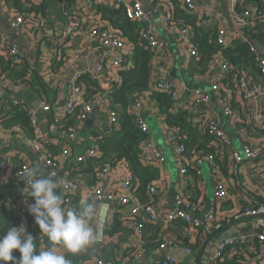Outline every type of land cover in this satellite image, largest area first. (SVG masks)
<instances>
[{"label": "crops", "instance_id": "obj_1", "mask_svg": "<svg viewBox=\"0 0 264 264\" xmlns=\"http://www.w3.org/2000/svg\"><path fill=\"white\" fill-rule=\"evenodd\" d=\"M200 10L208 14L209 18L217 25L230 29H237L244 32L246 28L242 27V23L238 19L232 17L234 8L232 0H194ZM84 0H0V55L4 56L7 62L5 50L2 47V42L10 36L18 42L24 52V63L19 66V70H26V77L16 78L10 71H3L0 65V158L8 156L12 162L11 167L3 173H0V186L17 182V171L21 165L27 160H34L35 156L30 148L21 140L19 135L11 136L9 130L16 126L25 127L14 118V101H24L27 107L35 109L38 112L39 119L44 130L49 132L50 137L47 142V147L51 155H56L61 159V149L66 144L67 139L62 135V128L58 127L53 118V105L62 106L67 101L71 91V78L76 71L91 68L97 70L100 66V60L108 58L112 54V50L101 46L100 42L94 36L88 35L85 32L91 27L107 26L113 28L104 19L103 6L95 7L94 12H88L83 8ZM115 0H108L102 5H115ZM184 6V4L182 3ZM63 10L79 11L81 13L82 26L80 33L70 37L66 44H59V36L62 27L65 25V16ZM256 11V8L254 9ZM23 11L27 14V22L25 26L19 30L11 28L10 22L12 18ZM264 11V10H263ZM151 21L155 33L165 42V50L162 54H157L152 58L151 68L152 73L158 74L159 67L167 71V76L170 80L184 79L188 83L187 95L190 94V89L201 88L209 92V110L216 114L220 119V126L228 131L233 139V147L240 150L242 141L238 138L230 128L228 118L223 114L217 102V95L210 92L211 80L216 76L217 70L211 66L210 71L198 73L193 68V61H188L186 49L180 43V39L170 33L167 28L163 27L159 17L155 14L151 15ZM109 25V26H108ZM264 30V25H263ZM256 39L255 37H253ZM260 48L264 49V44L259 41ZM132 49V47H131ZM264 51V50H262ZM11 63V62H10ZM132 65L130 62L129 66ZM125 64L123 68H126ZM128 66V67H129ZM23 69V70H22ZM257 70H255L256 72ZM37 73L40 77V84H36L33 80L34 74ZM105 76V75H104ZM103 76V78H104ZM257 79L264 85V78L259 76ZM254 79V80H257ZM105 80L110 85H119L120 79L118 71L112 68L108 69ZM117 80L119 82H117ZM34 84V86H33ZM41 85V86H40ZM36 90V88H39ZM109 91H104L99 95L100 99L106 100V105L110 107L108 99ZM224 93L233 99L234 106L243 108L241 103V95L231 84L225 87ZM102 96V97H101ZM98 97V98H99ZM186 97L179 102L185 104ZM45 102L52 106V110L45 112L41 108V104ZM96 113V118L92 124L86 122L79 129L78 138L70 143L73 154L80 155L86 150L89 144V135L102 129L107 120L106 110H103L100 103ZM145 118L150 127V137L154 141L164 155V161L160 165L161 176L157 182L163 186V192L156 199L159 210L177 205V194L185 192L191 187V191L199 192V201L203 203V209L200 215L203 216L208 210L209 205L214 201V185L217 181H223L227 184L229 198L218 206V217L222 218L227 215L236 213L241 206L246 205L247 201L252 203H264V191L260 190L257 181L251 176V172L258 169L264 175V125H258L254 122L252 115L247 113L250 110L257 112L259 119L264 124V90H262L255 99L248 103L241 110L243 118L249 126V141L252 147H261L255 159L246 160L240 164L237 171H233L231 167V155L225 153L222 160L223 163L216 161L219 166V171L214 172L211 167L208 153L206 151L199 152L202 158V164L199 172L189 171L186 174L181 173V164L177 161L174 154V146L167 134L166 117L159 110L156 101L151 92L145 93ZM185 110L184 107H182ZM93 111V112H94ZM190 110H188L189 112ZM92 112V113H93ZM193 118L192 125L195 126L194 135L198 136L190 144L188 159L194 160L198 155L190 152L192 148L202 145V141L207 136L201 134L194 124L197 119ZM69 128L76 127L77 118L70 116L67 120ZM188 135V134H187ZM208 140V139H207ZM235 143L237 146H235ZM191 148V149H190ZM87 162L89 163L90 160ZM69 163L62 161L61 171L65 172ZM108 170L103 177L105 191L112 189H120L122 180L126 174L123 171V166L120 163H108ZM80 172L86 181V186L95 185L98 181L99 174L97 171L96 178L93 174ZM18 186V185H17ZM58 191L59 188L57 189ZM21 192V190H20ZM22 194L27 195L23 192ZM81 200H88L86 190L74 197L73 209L80 207ZM108 205V211L103 219H97L94 222V227L97 228L100 238L94 244L87 246L78 253H70L62 249H57L58 253L65 255L69 264H77L79 259L85 260V264H93L94 261L115 260L116 264H124L123 258L128 252L127 250L137 244L140 240L138 231L130 222L131 216L128 213V208L122 206L117 200H107L100 205ZM65 206V205H64ZM68 208L67 206H65ZM119 220L120 225L115 229V220ZM233 226H228L227 232L238 230L239 234L251 232L252 239L256 240L257 233L264 231L260 217H242L234 220ZM233 221V222H234ZM162 231L159 232V238L166 243L165 248H157L154 251L147 252L145 257L137 260L135 264H162L167 256H175L176 264H216L214 258L216 245L221 237L220 233H214L211 229L194 228L185 223L162 224ZM34 237V243L37 251L48 250L46 241L48 238L40 233L38 226L32 227L30 232ZM145 235L153 236L154 230L146 228ZM144 237V235H143ZM141 236V239H143ZM50 241V240H48ZM142 241V240H141ZM179 244L177 248L171 247L169 243ZM246 249V245H243ZM189 249V253H185L184 249ZM119 252V253H116ZM248 261L252 264H264V254L259 258L248 256Z\"/></svg>", "mask_w": 264, "mask_h": 264}, {"label": "built area", "instance_id": "obj_2", "mask_svg": "<svg viewBox=\"0 0 264 264\" xmlns=\"http://www.w3.org/2000/svg\"><path fill=\"white\" fill-rule=\"evenodd\" d=\"M116 6H123L125 15L139 23L141 27V40L151 47L155 53L162 54L165 50V42L155 33L153 24L151 21V15L155 14L159 17L163 27L172 33L174 36L180 39V43L187 51L189 57L188 61H194L198 58V50L191 44V32L185 26L179 25L172 21L171 13L168 6L164 3V0H150L152 9L150 12H146L142 3V0H115ZM108 0H84L83 8L88 12H94L95 7L107 3ZM243 0H232V6L234 11L232 17L238 19L242 23V27L251 31V33L245 34L237 29H230L223 26L218 27L216 41L220 46H230L234 39L239 41H245L256 53V64L261 71V75L264 78V49L260 48L259 40L252 37V33L259 31L264 33V11L261 16H258L257 11L254 9L256 4H250L246 6V9L239 11V6ZM184 8L187 12L197 14L201 17H211L208 14L202 12L199 6L194 0H182ZM65 16V25L62 27L59 36V44H66L70 40V37L80 33L82 26L81 13L79 11L63 10ZM211 20V18H209ZM27 14L23 11L17 13L11 20L10 25L14 30H19L25 26L27 22ZM110 28V27H109ZM107 26H97L87 29L85 32L90 36L96 37L101 46L112 50V54L108 58L100 60V66L97 70L91 68L82 69L76 71L71 78V91L70 95L62 106L53 105V118L56 121L58 127L62 128V135L67 139L66 144L61 149V159L64 162H68V168L65 172L61 171V163L59 157L51 155L48 150L47 142L49 141L50 134L44 130L42 123L39 119L38 112L35 109L27 107V116L29 119V126L31 132L27 133L23 127L16 126L9 130L12 137L19 135L21 140L30 148L34 154V160L25 161L17 171V184H22L21 196L23 197L19 203L14 202L12 208L17 213L19 219V225L23 223L27 231L30 232L32 227L38 226L34 222V217L29 214L27 205L33 202V199L27 195L22 194V189L25 188L26 171L30 168H37L39 173L51 179H54L60 191L63 190L64 185H68L69 190L64 193V205L68 208H73L74 197L81 193L82 190H86L88 198L96 204H100L107 200H117L122 206L128 208V213L131 216V223L134 225L140 236V240L135 244L131 253V262L124 256V264H135L137 260H141L145 257L147 250L143 247V241H141L143 223L137 220V217L143 218V221L160 222L162 224H172L178 221H184L194 228H205L218 230L221 236L227 232L228 226L231 222L242 217H260V220L264 227V203H246V206H241L240 209L232 215L218 217V206L220 203H224L229 198V192L227 184L223 181H217L214 185V201L209 205V208L205 213L200 215L198 206L188 201V196L184 192L177 194V205L174 207H167L163 210H159L156 199L163 192V186L157 183H151L147 188L149 201L144 203L139 200L134 188L135 176L130 172L125 162H120L123 166V171L126 172L120 189L111 191H105L103 184V177L105 173L110 170L108 164L98 168L99 178L95 185L86 186V181L81 175V171L84 170V164L87 158L95 157L101 152V137L111 134L115 129L119 127V111L116 108L106 105V100L100 97L94 100H87L85 90L87 82L84 78L92 79L95 82H99L104 91H110L112 85L106 80V75L109 68L120 71L130 58L131 47L133 43L124 39L121 32L109 29ZM2 47L5 50L7 59L14 64L21 66L24 63V52L18 42L13 40L10 36L6 37V40L2 42ZM163 55V54H162ZM211 66L214 70H217L216 76L212 78L210 85V92L217 95V102L220 106L223 114L228 118L230 128L235 132L236 136L241 139L242 147L240 150L233 147V139L229 135L228 131H225L220 126V119L209 108V92L201 88L190 89V94L187 95L189 89L188 83L184 79L170 80L167 76V71L158 66L160 70L158 74L152 73L151 88L153 90L165 91L170 94L171 97V112L174 114L182 111V107L185 110H190L191 117H195L197 121L194 122L198 130L207 134L210 141L214 145L220 146L221 150L226 153L229 152L232 158L231 167L233 171H237L240 164L246 160L255 159L260 152L261 147H252L249 141V131L247 123L243 118L240 108L233 105V99L226 96L225 80L228 78L231 70V63L222 52H217L214 56ZM251 69L245 70L240 73L235 81L236 90H240L243 97L241 101L245 106L251 102L256 96L264 90V85L257 78L252 77ZM105 75V76H104ZM104 76V78H103ZM82 81H81V80ZM257 79V80H254ZM117 82H119L117 80ZM151 92V91H150ZM240 94V93H239ZM241 95V94H240ZM186 103L181 105L179 102L182 98L186 97ZM102 97V96H101ZM244 98V99H243ZM100 103L103 110H106L107 120L102 129L97 131L96 134L89 135V144L83 154H73L70 143L74 142L79 135V129L84 126L83 124L90 117L94 111V103ZM145 94L135 99V102L129 107V112L135 116V122L137 127L143 132L150 134V127L143 116L145 110ZM26 105L24 101H14V105ZM27 106V105H26ZM41 108L45 112L52 110V106L43 102ZM77 111V114H76ZM252 115L254 122L260 127H263L262 121L259 119L257 112L254 110L247 111ZM76 114L77 125L76 127H65L64 121L67 115ZM167 134L174 146V154L176 159L181 164V173L186 174L190 168L196 172L200 171L202 164V156H197L194 160L188 159V148L185 143H182V136L180 130L177 127H168ZM141 156L146 164L151 162H157L162 164L164 161V155L161 150L156 147L151 137L142 144ZM212 170L216 173L219 171V166L216 163L213 154H208ZM11 160L8 156L0 158V173L6 172L11 167ZM251 176L257 181L260 190L264 191V175L260 173L258 169L251 172ZM251 232L239 234L237 237H229L217 242L216 252L214 255L215 260L222 259L226 256L229 247L237 245H246L244 247L243 254L245 256L244 264H252L248 261V256L259 258L264 254V231H261L256 235V240L252 239ZM166 243L160 245L159 248H165ZM171 247L177 248L179 244L170 242ZM242 249V246L240 247ZM56 249H63L62 246L56 245ZM65 251V250H64ZM128 252V253H129ZM185 253H189V249H184ZM116 253H119L116 251ZM177 258L175 256H167L166 260L162 264H176ZM77 264H85V260L79 259ZM93 264H116L115 260H96Z\"/></svg>", "mask_w": 264, "mask_h": 264}, {"label": "trees", "instance_id": "obj_3", "mask_svg": "<svg viewBox=\"0 0 264 264\" xmlns=\"http://www.w3.org/2000/svg\"><path fill=\"white\" fill-rule=\"evenodd\" d=\"M164 3L170 10L172 21L185 26L191 32V44L198 50V58L192 62L193 68L196 72L204 73L208 70L210 71L214 56L217 52H222L229 60L232 67L228 78L225 80V86L230 84L235 86V81L238 75L249 69L252 70L250 71L252 77H262L261 71L258 70L259 67L256 64V53L251 50L250 46L245 41L234 39L230 46H220L216 41L219 27L216 22L210 20L209 17H201L197 14L187 12L182 5V0H164ZM250 4L257 5L256 11L258 16L263 14L264 0H243L238 8L239 11H243L246 9V6ZM100 6H103L101 9L103 10L104 19L108 21V24L113 30L121 32L124 39L133 43L130 58L126 62L128 66L130 62H132V65L118 71L120 83L116 86L112 85L108 93L110 106L119 111V127L111 134L103 136V138L101 137V152H99L100 154L97 156L88 159L90 161L89 163H85L87 168L85 172L93 174V177L96 178L99 167L108 163L114 164L125 162L130 172L135 176L133 186L139 200L146 203L149 201L147 188L151 183L155 184L158 182L161 176V169L160 164L157 162L146 164L142 159L141 146L147 138L150 137V134L143 133L137 127L135 116L129 112V107L135 102V99L146 92L151 91V95L156 101L159 110L166 117L167 127H177L180 130L182 136H184V138L182 137L181 142L186 144L188 150L190 144L192 145L193 141H195V138L197 139L198 136L193 134L196 129L195 126L192 125L193 118H191L190 113L187 110H182L177 114L172 113L170 94L165 91L153 90L151 88V61L155 55V51L141 40V27L139 23L128 18L121 5ZM249 32L251 33V31L247 29L244 31L245 34ZM251 35L264 44V33L255 31ZM0 65L3 71L10 70L16 78L22 79L26 77L27 72L25 67L23 68L24 70L22 69L23 71H21V69L19 70V64L7 62L2 55H0ZM255 70L257 71L255 72ZM33 80L36 84H40V77L37 73L34 74ZM84 80L87 82L85 90L86 99L96 101L99 95L104 92V89L99 82H95L92 79L87 80V78H84ZM39 89L40 87L36 88V90ZM237 91L243 97L241 91ZM245 102L246 101L244 100V103ZM244 103H242V109L245 107L244 112H246V106ZM27 110V106L24 104L14 105L15 114L13 119L25 127L28 126L29 130H24L27 133H30L31 128L29 126ZM76 114L71 116H75L76 118ZM69 117L70 115H67L65 118V127H68L67 120ZM247 128L249 129V126H247ZM94 134H96V132ZM203 135L207 136V134ZM207 139L205 138L202 141V145H198V147L192 149L190 148L191 151H193L190 153H195L196 155L201 156L199 152L206 151L208 154H213L217 162L223 163L225 160H222V157L225 156L226 152L221 150L220 146L214 145L209 137ZM190 170L195 172L194 169L190 168ZM83 172L84 171H82V173ZM21 188L22 184L14 182L0 186V235H3L12 225L17 226L19 224L17 213L13 210L12 204L14 202L19 203L23 198L20 192ZM186 194L188 196V201L198 206L200 211L204 208L203 203L199 201L198 191H191V187H189L186 190ZM137 220L143 223V247L147 252L156 250L164 243L159 238V232L162 231V223L143 221V218L140 217H137ZM178 222L188 225V223L184 221ZM119 225L120 222L116 219L115 229H117ZM146 228H152L154 230L153 236L145 235L144 231ZM221 231H223V229L214 230V233H219ZM48 240L46 241V244L50 247L53 245V242ZM241 246L242 249L240 248ZM127 251L129 252V250ZM243 251V245H235L232 248L229 247L226 256L222 259L219 258L216 260V264H244L245 256ZM128 252H126L125 257L131 262L133 258L131 259V253ZM13 255L19 257L20 254L18 250H13Z\"/></svg>", "mask_w": 264, "mask_h": 264}, {"label": "clouds", "instance_id": "obj_4", "mask_svg": "<svg viewBox=\"0 0 264 264\" xmlns=\"http://www.w3.org/2000/svg\"><path fill=\"white\" fill-rule=\"evenodd\" d=\"M23 181V192L33 199L27 205L28 212L40 233L53 242V246L37 251L34 237L23 223L12 225L0 235V264H69L65 255L58 253L56 245L67 252L78 253L99 240L94 222L106 216L108 205L98 206L81 200L78 209L66 208L64 193L69 190L68 185L58 191L57 182L42 176L37 168L28 169ZM13 250H18L19 257L13 255Z\"/></svg>", "mask_w": 264, "mask_h": 264}, {"label": "water", "instance_id": "obj_5", "mask_svg": "<svg viewBox=\"0 0 264 264\" xmlns=\"http://www.w3.org/2000/svg\"><path fill=\"white\" fill-rule=\"evenodd\" d=\"M142 3H143V6H144L145 11L147 13L150 12L151 9H152V4H151L150 0H142ZM98 108H99V105L98 104H95V111L93 113H91L90 117L87 120V124H92L93 119L96 118V113L98 111ZM143 116L145 117V113H143ZM234 224H235V221L234 222H231L229 225L230 226H233ZM238 235H239L238 230H231L229 232L224 233L220 237V239L218 240V242L221 241V240H224L226 238H229L231 236L237 237Z\"/></svg>", "mask_w": 264, "mask_h": 264}, {"label": "rangeland", "instance_id": "obj_6", "mask_svg": "<svg viewBox=\"0 0 264 264\" xmlns=\"http://www.w3.org/2000/svg\"><path fill=\"white\" fill-rule=\"evenodd\" d=\"M235 146H237V144L235 143Z\"/></svg>", "mask_w": 264, "mask_h": 264}]
</instances>
